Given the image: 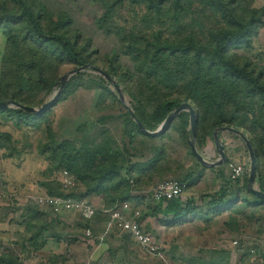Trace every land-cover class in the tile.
Instances as JSON below:
<instances>
[{
    "label": "trees",
    "instance_id": "obj_1",
    "mask_svg": "<svg viewBox=\"0 0 264 264\" xmlns=\"http://www.w3.org/2000/svg\"><path fill=\"white\" fill-rule=\"evenodd\" d=\"M92 1L103 7L104 13L97 23L107 29H111L114 18L126 5L134 9L144 8L146 14L142 17L146 22L162 27L167 24L179 27L185 18L195 14L198 9L209 10L218 16L221 24L209 29L205 37L191 32L179 33L171 38L162 34V28L153 34L132 32L129 34L131 37L124 54L133 58L137 69L133 72H120L121 67L118 68L115 63L120 65L122 55L113 52V66L111 70L105 71L117 78L124 94L131 95L135 100L133 111L148 130H155L157 124L162 123L184 102L190 103L196 110L199 146L206 145L207 138L213 137L215 129L220 127L238 130L261 129L263 137L248 138L255 150L256 182L259 184V190L264 192V163L259 164L261 157L264 160V77L256 73L248 62L239 61L231 53L233 48L252 47L258 26L264 25V6H254L256 0ZM47 3V0H0V29L7 36V47L1 66L0 101L11 100L39 107L46 103L47 97L61 83L60 66L74 64L79 67L94 65L96 62L93 58L95 52L90 49L91 43L84 42L82 35L75 30L74 19L67 13H59L50 8ZM120 31L118 33L122 34ZM137 76L139 81L135 82ZM142 80L151 86L145 91L137 92L134 88ZM73 82H67L54 104L41 114L30 113L18 107H8L0 108V117L7 115L16 126L40 124L52 107L66 99ZM98 85L103 87L100 83ZM149 90L158 98L151 114L144 98ZM178 91L182 94L169 97L171 93ZM250 113L251 118L248 117ZM127 115L131 117L130 112ZM131 118L134 124L132 133L144 138L145 143H151L155 148L154 151H149V158L144 162H129L125 175H122L116 166L119 157L117 158L115 152L112 153L113 148L109 140H104L98 145L88 142L78 147L71 140H57L54 132L49 130L50 142L40 152L48 154L49 167L54 169L50 173L55 177L43 182L44 191L52 196L77 199L73 191H67L59 179L61 172L67 170L84 184L86 195L101 197L107 209H113L121 200L140 201L138 195L134 198L129 196L132 180L134 185L141 188L149 179L173 172L171 164L176 161L171 158L166 142L165 147H158L156 144L162 143L164 134L172 129L177 130L179 137L187 141L190 113L181 112L157 136L146 134ZM107 119L109 118L105 120ZM201 127L203 134L200 133ZM11 139L12 134L1 129L0 125V149L5 150L3 140ZM189 153L193 155L191 147ZM14 155L8 154V157ZM222 168L223 166L217 172V176L221 178L225 173ZM193 176L192 172L188 173L185 181L183 180L187 183V189L194 186L203 177V173L200 172L194 178ZM237 181L240 184L242 179ZM248 182L249 178L246 177V181L240 184V192H247L254 200H248L241 193L229 196L227 187H223L215 195L209 196L208 205L213 212L221 213L235 207L238 199H243L246 206L259 208L264 205V199L248 190ZM156 203L153 207L143 210V217L162 213L166 218L172 215V222L177 223L183 221L189 213L196 218L198 210H202L190 201L183 205L178 199ZM39 208L32 204L27 208V213H24L27 228L35 231L34 237L31 238V245L35 250L43 247L49 236L57 239L55 230L59 227L57 221L45 220L48 215L41 214ZM84 226H87V222ZM6 257L1 256L0 264H9Z\"/></svg>",
    "mask_w": 264,
    "mask_h": 264
},
{
    "label": "rangeland",
    "instance_id": "obj_2",
    "mask_svg": "<svg viewBox=\"0 0 264 264\" xmlns=\"http://www.w3.org/2000/svg\"><path fill=\"white\" fill-rule=\"evenodd\" d=\"M47 2L50 8H54L59 13H67L74 19L75 30L82 35L84 42L91 43L90 49L95 52L93 58L96 62L94 66L107 71L111 70L113 66V61L111 60L113 52H118L122 55L120 65L115 63L118 68L119 66L121 67L122 70L120 72L123 70L124 72H133L137 69L133 58L124 54L128 40L131 37L129 34L132 32L153 34V32H158L162 28V34L171 38L176 37L179 33L190 34L191 32L199 37H205L209 29L218 27L221 24L220 19L213 12L198 9L195 14L185 18L181 26L174 27L167 24L162 27L146 22L144 17H142L146 14L144 8L137 7L134 9V7L126 5L114 18L113 25L110 26L111 29H107L97 23V20L104 13V9L99 3L92 0H47ZM254 6L263 7L264 0H256ZM119 30L125 36L119 34ZM252 41V47L242 46L233 48L231 53L239 61L248 62L256 70V73L262 74L264 77V25L258 26L257 33L254 35ZM6 47L7 36L0 29V79L2 60ZM76 68L77 66L74 64H64L59 67V74L62 78L66 73ZM75 78L77 79L74 80ZM113 78L118 83L117 78ZM137 80L139 81L138 76L135 82ZM72 81L74 82L69 89L66 99L52 107L40 124L16 126L13 121L9 120L7 115L0 117L1 129L9 131L12 134L11 140H3L6 152L0 149V200L3 198L9 200L11 207L14 205L17 207L25 203L32 205V201L45 192L42 188L43 182L49 178H53V176L55 177L54 174L50 173L54 169H50L49 167L48 154L40 152L50 142L49 130L54 132L57 140H71L78 147L88 142H95L98 145L102 144L104 140H109L113 148L112 153L115 152L117 158L119 157L116 166L120 169L122 175L127 173L129 162H132V164L144 162V160L149 158V151H154L155 146H152L148 142L145 143L144 138L137 137L131 131L134 128V124L130 120L132 116L127 115L129 112L128 107L133 110L136 104L131 95L124 94L126 102L124 104L114 85L104 76L91 69L71 76L67 82ZM98 83L102 84L103 87H100ZM60 86L61 83L54 88L47 97L46 102L56 96L60 90ZM148 86L151 85L142 80L138 82V86L134 90L137 92L145 91V89L149 88ZM181 94L179 91L173 92L169 97L172 98ZM144 98L145 104L148 106V112L150 114L153 113L158 103L157 96H154L153 91L149 90L148 94L144 95ZM248 117L251 118L252 113ZM106 118L109 119L105 120ZM127 120L129 124H127ZM160 125L161 123L157 124L155 130ZM240 130L248 137H263L262 130L259 128L257 130H253V128H243ZM200 133H204L203 127L200 129ZM236 135L229 131L219 132L220 140L231 152L228 155L225 150L227 155L226 162L220 166L228 170V162L230 161L242 164L246 169L245 176L240 182V184H243L246 181V177L249 178L251 160L243 139L246 149H244L239 157L236 151L234 157L232 156L233 151L237 148L236 143L233 141L238 139ZM198 137L199 133L197 130L196 145L198 151L210 162L217 161L220 158V154L217 151L214 135L207 138L206 145L200 144V146L198 144ZM164 138L162 143L158 142L156 146L165 147L167 144L171 158L176 161L173 164L170 163L173 172L164 176L151 178L141 188L134 185L132 180L133 185L129 196L134 198L140 193L139 197L143 199L140 200L139 206L131 203L132 205H128L126 209L131 212L134 209L141 208L143 211V208L149 209L153 207L151 192L160 180L166 178L184 179L185 175L191 172L196 177L202 172V179L194 187L192 186L193 188L187 189L182 196L184 203L188 200L191 203H195L194 205L201 206L202 210H198L197 215H195L196 218L189 213L186 215L188 219L182 223L174 226H167L165 224L168 228L161 229L157 234L155 230L154 233L156 236L159 235L157 239L165 251V259H158L150 254L148 256L144 255L134 242H130L132 249H130V255L137 253L139 262L140 260L151 261L150 264H264V205L255 209L251 206H246L243 199H238L234 205L235 207L231 208L229 205L230 210H224L221 213L212 212L207 206L209 200L206 198H209L214 189H218L216 187L217 184H214L216 173L214 174L209 170V167L202 165L189 153V140L193 138L190 127L187 141L181 139L178 131L173 129L166 132ZM239 138L241 137L239 136ZM139 139L142 140L139 141ZM240 147L242 148L243 144ZM17 151L19 153H16ZM8 154L15 155L8 157ZM262 163H264V160L261 157L259 164ZM203 167L207 168L204 169ZM261 169H263L262 165ZM3 170L8 175L9 182H17L15 185L23 182L22 187L27 186V188L20 187V191L22 192V190L27 189V196L32 197H27L28 200H19L15 196H12V191L10 192L9 189L5 188L8 184L4 179ZM59 179H61L60 176ZM77 183L76 187L65 189L73 191L77 199L84 200L85 198L82 194H85L86 188L84 184H81L80 179H77ZM238 185L239 182L236 181L235 187H233V196L241 193L248 200H254V197L247 192H240L241 187ZM255 187L259 189L257 182L255 183ZM4 227L2 226V228ZM16 228L22 230L20 224H16ZM241 236L261 238L262 242L254 245L256 247L255 254L248 251L246 243H243L242 247H233V240ZM51 246L54 247L53 245ZM43 258L44 256L35 255L28 262L40 264ZM134 263H138L137 260Z\"/></svg>",
    "mask_w": 264,
    "mask_h": 264
},
{
    "label": "crops",
    "instance_id": "obj_3",
    "mask_svg": "<svg viewBox=\"0 0 264 264\" xmlns=\"http://www.w3.org/2000/svg\"><path fill=\"white\" fill-rule=\"evenodd\" d=\"M236 136L238 137V139L237 140L235 139L233 141L236 143L237 148H235V150L232 153L233 157L235 155V151L239 157V155H241L244 149H246L242 138H239L238 135ZM229 139L232 140L230 137ZM242 144L243 147L241 148L240 145ZM225 150L228 155L231 154L228 147H226ZM221 167L222 166H216L213 168L209 167L210 168L209 170H211L214 174L216 173L214 184H217L216 187H218V189H214V192L212 191L213 193H211V195H215L219 191V189L223 187H227L226 189L229 196H233L232 192L234 190L233 187H235L234 185L236 181L230 178L229 169L225 170L224 168H222L225 171L224 177L223 178H221V176L218 177L217 172ZM3 173H4V179L8 184V186H5V188L9 189L10 192L12 191L11 192L12 196H15L16 199L19 200H28L27 197H32V196H27L26 194L27 189L22 190V192L20 191V187L27 188V186L22 187L23 182L20 184L18 183V185H15L17 182L16 183L9 182V179L7 177L8 175L4 170ZM245 173H246V169H245ZM245 173L241 178L242 180L245 176ZM238 186H240V184ZM193 187H190V189ZM44 195H48V194H46V192H43V194L39 195L38 197ZM140 195L141 194L138 193V196ZM83 197L85 198L84 200L94 203L97 208L96 215L90 220L85 219L79 212L76 211H70V212L64 211L62 213L56 214L52 212L50 209L39 208L41 214L48 215L46 216L45 220L50 221L53 219L58 222L59 227L57 230H55V232L57 233L56 234L57 239L53 236H49L46 239L45 241L46 243L43 245V247H39L40 249L38 250H35L31 245V238L34 237L35 231L33 232L32 230L28 229L26 223L24 222L25 220L24 213H27L26 210L31 204L25 203L22 205H18L17 207L15 205L11 207L10 204L11 202L9 200L4 198H3L4 200L1 199L0 200V259L2 255H5L7 256L6 258H7V262L9 261V264H31L28 261L31 260L32 256L41 255L44 256V258L40 262V264H150L151 263V261H145V260H140L139 262L137 258L138 255L137 253H135L134 255H130L132 250L130 247L131 244L130 242L136 243L135 239L132 237L130 233L122 232L116 228H113L110 232L106 233V228L110 220V216L109 213H106L108 209L105 206V202L101 197L97 195H86V194L83 195ZM142 199L143 198H141V200ZM201 199L203 200V198ZM206 199L210 200V197ZM178 200L182 201L183 205L188 203V200L187 202L184 203L182 198ZM131 203L134 205L135 204L138 205L139 203H141V201L133 202L130 200H121L116 204L114 208L123 210V212L127 214V216H129V218L137 220L143 226L144 229H146L156 238L159 244L160 242L157 239V236L159 237V235L157 236L155 235L154 233L155 230L157 234L161 229L168 228L167 226H174L177 225L179 222L182 223L183 221L188 219L186 217L183 221H179L176 223V221L172 222L173 220L172 215H170L169 218H166L163 216L162 213L159 214L157 213L155 215H147L143 217L142 215L143 211L141 210V208L134 209L131 212H129L126 209L128 205H132ZM152 203L153 205L157 204L153 200ZM207 206L213 212L211 206L210 205ZM197 207L198 209H202L201 206H197ZM137 211L140 212L138 216L136 215ZM86 222H87V226L85 227L84 223ZM16 224L17 225L20 224L22 230L21 229L18 230L16 228ZM2 226L5 227L2 228ZM88 228L92 229L93 232L92 237L86 235V230ZM51 245H53L54 247H52ZM136 245L138 244L136 243ZM137 247L141 250V252L144 255L148 256V253L144 248H142L139 245ZM44 259L46 260L44 261ZM133 260L134 261L137 260L138 263H134Z\"/></svg>",
    "mask_w": 264,
    "mask_h": 264
},
{
    "label": "built area",
    "instance_id": "obj_4",
    "mask_svg": "<svg viewBox=\"0 0 264 264\" xmlns=\"http://www.w3.org/2000/svg\"><path fill=\"white\" fill-rule=\"evenodd\" d=\"M230 178L234 181L241 179L245 173V168L242 164L230 161L228 163ZM61 180L65 188H72L76 186L77 180L67 170L61 172ZM187 190V183L181 179L166 178L157 182L151 192V197L154 202L166 203L170 200L180 199ZM32 203L43 209H50L52 212L59 214L64 211L79 212L85 219H92L96 213L97 208L95 205L87 200L75 199L73 197H62L44 195L35 198ZM110 220L108 222L106 233L116 228L122 232H128L135 239L136 243L144 248L146 252L158 259H165V252L156 238L148 232L143 226L134 219L129 218L127 214L121 209H108ZM139 211L136 212L138 216ZM86 235L92 237L93 232L91 228L86 230ZM261 241V238L252 236H241L233 240V247H242L246 243L250 253H256V247ZM251 243V245H249Z\"/></svg>",
    "mask_w": 264,
    "mask_h": 264
},
{
    "label": "water",
    "instance_id": "obj_5",
    "mask_svg": "<svg viewBox=\"0 0 264 264\" xmlns=\"http://www.w3.org/2000/svg\"><path fill=\"white\" fill-rule=\"evenodd\" d=\"M87 69H91L97 73H99L100 75L104 76L109 82H111L115 89L117 90L119 97L121 99V101L126 104L125 102V97H124V93H123V89L121 88V86L116 82V80L112 77L111 74H109L108 72H106L105 70L94 66L92 64H86L80 67H77L76 69L66 73L62 78H61V86H60V90L58 91V93L56 94V96L46 102L45 104H43L41 107H32V106H27L24 105L20 102L17 101H0V108H8V107H18V108H22L23 110L30 112V113H35V114H41L42 112H44L46 109L50 108L53 104L54 101L56 99V97L63 91L66 82L68 81V79L79 73L82 72L84 70ZM128 110L132 116V118L138 123V125L140 126V128L146 133L149 134L150 136H157L160 133H162L173 121L174 119L183 111H188L190 113V129L193 135V138L189 140V144L191 147V152L193 154V156L204 166L207 167H216V166H220L223 163L226 162V152H225V145L224 143L220 140L219 138V132L220 131H229L231 133H235L237 135H239L246 143L249 155H250V160H251V164H250V174H249V182H248V190L255 194L257 197H259L260 199H264V192L259 190L258 188L255 187V183H256V179H257V162H256V156H255V150H254V146L251 142V140L248 138V136L242 132L241 130L232 128V127H220L217 128L214 132V141L217 147V151L220 154V158L215 161V162H210L209 160H207L203 154H201L198 149H197V145H196V139H197V114H196V110L195 108L188 102H184L182 104H180L175 110H173V112L161 123V125L159 126V128L155 131H150L148 130L143 123L137 118V116L135 115L134 111L128 107Z\"/></svg>",
    "mask_w": 264,
    "mask_h": 264
}]
</instances>
